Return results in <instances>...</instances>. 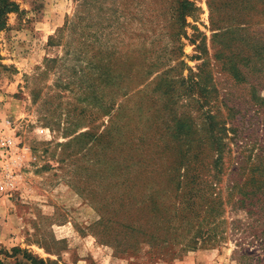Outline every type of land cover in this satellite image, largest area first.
Segmentation results:
<instances>
[{
	"label": "rangeland",
	"instance_id": "rangeland-1",
	"mask_svg": "<svg viewBox=\"0 0 264 264\" xmlns=\"http://www.w3.org/2000/svg\"><path fill=\"white\" fill-rule=\"evenodd\" d=\"M9 1L0 129L30 161L0 264H264V204L228 191L264 144V0ZM212 175L221 238L189 243L167 201Z\"/></svg>",
	"mask_w": 264,
	"mask_h": 264
},
{
	"label": "trees",
	"instance_id": "trees-1",
	"mask_svg": "<svg viewBox=\"0 0 264 264\" xmlns=\"http://www.w3.org/2000/svg\"><path fill=\"white\" fill-rule=\"evenodd\" d=\"M183 3L187 13L194 10L191 3L187 1ZM12 12H17V6L9 0H0V31L5 28L6 15ZM213 143L214 141L209 144ZM255 149L258 152L256 162L251 163V168L248 169V175L245 180L240 182L233 179L228 189L230 194L232 191H236L239 195L235 203L238 206H244L246 201H250V205L257 202L264 204V144L255 145ZM220 162L216 160L215 165L218 166ZM189 182L188 184L192 185L188 189L183 186V183L182 185H177L170 201L166 193H163L165 199L168 200L167 202L173 208V212L167 217V229L171 233L176 234L186 228L188 235H191L188 238L189 243L197 244L199 240L216 242L221 238L219 236L217 218H219V210L222 203L219 200V196L214 192L219 183L218 177L216 175L206 176L200 186L197 184L199 183V176H190ZM201 186L203 187L200 188ZM201 212H203L202 217ZM163 218L165 219L166 217Z\"/></svg>",
	"mask_w": 264,
	"mask_h": 264
},
{
	"label": "built area",
	"instance_id": "built-area-1",
	"mask_svg": "<svg viewBox=\"0 0 264 264\" xmlns=\"http://www.w3.org/2000/svg\"><path fill=\"white\" fill-rule=\"evenodd\" d=\"M5 124L10 132L0 129V195L7 197L20 182L21 170L29 164L30 159L25 157L27 147L16 139L15 127H11L9 122Z\"/></svg>",
	"mask_w": 264,
	"mask_h": 264
}]
</instances>
